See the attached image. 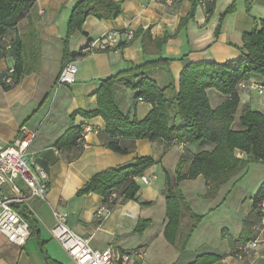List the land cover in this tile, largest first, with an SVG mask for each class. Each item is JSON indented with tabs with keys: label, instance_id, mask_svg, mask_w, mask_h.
<instances>
[{
	"label": "crops",
	"instance_id": "crops-1",
	"mask_svg": "<svg viewBox=\"0 0 264 264\" xmlns=\"http://www.w3.org/2000/svg\"><path fill=\"white\" fill-rule=\"evenodd\" d=\"M76 1L35 0L6 36L7 39L15 34L20 37L24 74L8 90L0 83V144L12 141L21 125L32 130L35 136L30 141L29 157L46 171L49 182L46 198L31 201L29 222L32 233L26 243L17 246L0 233V264H75L51 236L50 229L55 223L54 211L63 212L72 231L88 238L89 245L94 249H104L110 245L125 252L140 248L145 250L143 264H177L182 254L187 259L184 264H188L196 256L207 253L219 257L211 264H247L245 260H238L234 253L241 243L252 236L258 222L254 197L247 215L236 217V220H223L216 226L215 238L211 239V243L220 237L217 248L200 246L194 250H179L168 243L163 235L167 181L169 186L180 192L194 183L201 184L206 190L205 179L201 175L176 182V166L184 158L186 165L182 173L186 172L193 155L201 149L209 150L210 145L201 147L197 143H187L181 146L179 143L167 146L159 140L120 138L119 144L126 151L117 153L107 147L111 138L105 133L102 117H85L79 112L95 108V92L102 79L146 61L170 59L167 65L149 69L146 73L160 87L166 86L171 79L177 88L179 73L186 61L222 63L238 59L241 56L242 34L251 31L258 24L257 19L264 15L256 18L241 8L221 19L223 9L230 0H115L120 1L122 6V12L116 18L98 19L89 15L81 29L68 36L67 20ZM244 1L248 4L247 9H252L254 5L264 14V0ZM193 2V15L189 16ZM127 28L133 31L130 40L124 35ZM111 31L120 33V41L115 47L69 57L68 62L73 61L77 67L75 82L70 85L57 83L68 52L76 53L88 41ZM164 34L168 38L159 49L153 39ZM182 57L185 60H181ZM13 65L14 60L10 55L2 56L0 73ZM249 79L258 81L263 92L238 90L239 105L233 123L235 128L239 126L236 118L246 105L264 114V75ZM135 92L117 83L115 100L123 111L142 119L150 111L151 104L138 100ZM206 94L213 108L225 99L213 88L207 89ZM78 125L81 128L89 125L94 130L89 131L81 143L58 147V138L69 128ZM236 155L244 157L238 151ZM140 156H150L155 162L141 174L147 178L146 183L141 181L140 175L135 178L139 186L136 200L126 199L113 191L115 202L108 207L99 193L78 194L77 191L93 174L107 168L123 167ZM247 169L248 165L220 189L238 181ZM258 181L261 186L264 177ZM229 194L223 198V205H231L232 202L227 203L226 199ZM211 208V202L203 200L197 212L191 211L201 215ZM141 219L149 221V224L142 233H135L134 228ZM156 223H160V232L154 231ZM190 224V217L182 214L178 242ZM158 240L160 246L168 251L166 261L151 256ZM258 253L254 264H264L263 247H258ZM131 264L141 263L136 260Z\"/></svg>",
	"mask_w": 264,
	"mask_h": 264
},
{
	"label": "trees",
	"instance_id": "trees-1",
	"mask_svg": "<svg viewBox=\"0 0 264 264\" xmlns=\"http://www.w3.org/2000/svg\"><path fill=\"white\" fill-rule=\"evenodd\" d=\"M35 0H0V58L10 55L14 60L12 73H0V83L5 90L17 84L24 74L21 57V41L15 34L6 36L14 29ZM193 2L189 16L193 15ZM233 10L229 5L225 14ZM122 12L120 1L115 0H77L72 6L67 20V35L80 30L85 18L92 15L98 19H114ZM221 15L222 17L225 15ZM215 33H218L217 31ZM167 34L153 39L159 49L166 42ZM241 56L236 60L222 63L197 61L184 62L179 73L177 88L170 79L168 84L160 87L146 71L167 65L170 59L146 61L100 81L95 92L96 106L91 111L79 112L85 117L101 116L105 122V133L111 138L107 147L117 153L126 151L119 144L120 138L159 140L165 145L197 143L204 147L193 155L186 172L182 173L186 160L181 158L176 166V182L193 179L201 175L205 179L207 196H211L228 180L238 174L250 162L264 161V114L247 105L236 118L238 128L233 126L235 113L239 105L237 84L251 76L264 75V16L249 32L242 34ZM9 47L7 48V46ZM81 49L76 53L68 52L69 57L81 56ZM185 60V58H181ZM9 76L10 82H4ZM135 90V97L151 104L150 111L137 119L133 113L123 111L115 100V85ZM213 88L225 96L216 107H211L206 90ZM81 126L69 128L56 141L58 147L75 145L83 142ZM244 157H238L236 152ZM150 156L137 157L132 163L123 167H112L97 172L81 187L78 194L99 193L104 202L111 207L115 199L109 200L113 191L118 195L136 200L139 189L135 178L154 164ZM264 192V183L256 191L253 204H256ZM166 223L163 230L165 240L174 245L179 238L180 217L187 214L192 224L182 236V249L189 232L195 229L202 215L194 214L187 206L178 189L169 186L166 190ZM29 221V217H28ZM30 224V222H29ZM149 221L139 220L135 233H142ZM31 226V224H30ZM180 250V245L178 247ZM218 255L201 254L188 264H211L218 260Z\"/></svg>",
	"mask_w": 264,
	"mask_h": 264
},
{
	"label": "built area",
	"instance_id": "built-area-1",
	"mask_svg": "<svg viewBox=\"0 0 264 264\" xmlns=\"http://www.w3.org/2000/svg\"><path fill=\"white\" fill-rule=\"evenodd\" d=\"M163 1L172 2V0ZM124 35L127 40H130L133 37V31L127 28ZM119 41V32H107L88 41L81 48V52L86 54L95 50H109L115 47ZM76 71L75 63L67 62L57 76V83L65 85L74 83ZM11 73L12 68H9L7 74ZM3 80L9 83L10 77L7 76ZM237 89L256 91L259 94L263 92L262 85L255 79L249 78L238 82ZM93 130L94 127L85 125L80 132L82 140L89 131ZM34 136L35 133L32 130L21 125L12 141L0 144V233L17 246H23L32 233L28 221L31 201L34 199L44 200L48 191V174L29 157L28 149ZM139 178L142 182H147L145 176L140 175ZM114 198L115 194L112 192L109 200ZM255 210L258 222L253 228V234L241 243L234 253L238 260H245L247 264L255 263L259 255L258 247L264 249V192L257 200ZM53 215L55 223L50 229L51 236L75 264H131L136 260L141 264L144 263L145 250L140 248L125 252L110 245L104 249H94L89 245L88 238L72 231L66 223V215L63 212L54 211Z\"/></svg>",
	"mask_w": 264,
	"mask_h": 264
},
{
	"label": "rangeland",
	"instance_id": "rangeland-1",
	"mask_svg": "<svg viewBox=\"0 0 264 264\" xmlns=\"http://www.w3.org/2000/svg\"><path fill=\"white\" fill-rule=\"evenodd\" d=\"M229 5H233V10L229 13L240 11L242 8L244 12H250L251 14L256 16V18H259L260 15H264L263 13H261V11L258 9L257 6L253 5L252 9H247L248 4L244 0H230L229 3L223 9L224 14L226 8ZM229 13H226L225 15ZM257 21H259V19H257ZM263 177H264V163L250 162L248 164L247 171L239 178L238 181L229 184L227 186H224L221 189L219 188L216 191V193H214L211 196H207V191L204 188H202L201 184H195V183L189 184L187 187L181 190L182 194L185 197V202L187 206L189 207V209H192V211L197 212L200 209V204L201 201L203 200L210 201L212 207L211 210L201 214L202 215L201 219L197 223L195 229L189 232V235L187 236V240L184 244L185 246L183 247V249L194 250L195 248L200 246H204V247L212 246L213 248H217L220 237L216 238L213 244L211 243V239L215 238L214 230L216 229V226L219 225L221 222H223V220L235 219L236 217L238 219L240 217H244L245 214L246 215L248 214V210L251 205V200L254 197L256 191L260 187V183L258 184V182L260 181L258 180ZM228 193L230 194L226 199L228 200L227 203L232 202L230 206L223 205V198H225V196ZM200 194L202 195L201 197H199ZM239 200H241L242 202H240ZM237 202L239 204H237ZM241 203H243V206H241ZM192 222L193 220L191 219V223ZM159 224L160 223L155 224V229H154L155 232L156 231L160 232L161 227L159 226ZM156 238L158 239V237ZM182 239L183 238L181 237L179 239V242L176 241V243L174 244L177 248L180 245L181 248L180 250H183L181 246L183 241ZM159 243L160 242L158 240V244L155 243V245L153 246L152 248L153 251L151 253V256L158 259L161 258V260L165 259L166 261L167 259L166 256H169L168 251H166L162 246H160ZM145 258H146V254H145ZM149 258H150V254L147 257V261H149ZM180 260L181 261H179L177 264H184V261L187 260L184 254L181 255Z\"/></svg>",
	"mask_w": 264,
	"mask_h": 264
}]
</instances>
